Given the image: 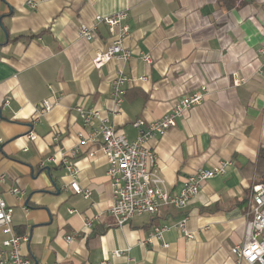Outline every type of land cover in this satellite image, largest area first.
Here are the masks:
<instances>
[{
	"label": "crops",
	"instance_id": "crops-1",
	"mask_svg": "<svg viewBox=\"0 0 264 264\" xmlns=\"http://www.w3.org/2000/svg\"><path fill=\"white\" fill-rule=\"evenodd\" d=\"M32 1L0 0V196L13 231L28 236L20 253L32 264H239L230 249L245 238L250 186L264 176L256 163L264 148V0ZM116 12L126 14L130 57L96 67L112 34L101 22L89 40L79 29ZM202 85V102L150 141L171 193L194 171L226 163L186 206L153 215L158 225L187 216L192 237L171 228L148 240L150 214L117 226L106 158L87 155L99 139L69 156L99 122L84 125L77 107L97 110L134 140L132 121L160 118ZM43 102L50 109L39 114ZM66 156L88 197L69 187Z\"/></svg>",
	"mask_w": 264,
	"mask_h": 264
},
{
	"label": "built area",
	"instance_id": "built-area-1",
	"mask_svg": "<svg viewBox=\"0 0 264 264\" xmlns=\"http://www.w3.org/2000/svg\"><path fill=\"white\" fill-rule=\"evenodd\" d=\"M27 3L30 6L37 4L32 0H27ZM125 15L124 12L111 15L98 14L92 26L82 25L80 27L79 35L87 40L93 37L96 25L100 22L105 24L112 34L113 38L110 43L103 50L96 52L93 58L96 67H100L111 58L127 60L130 57L131 52L122 44L128 33V26L122 23ZM144 59L150 61L148 56ZM123 79L120 75L112 82L116 106L122 100L120 84ZM205 92L206 87L202 85L199 90L181 96L169 111L156 120L145 121L138 118L132 121V126L138 132L134 140H129L122 130L108 124L106 118L101 117L97 110H84L77 107L84 125H92L96 119L99 122L88 136L80 134L79 143L69 156L74 157L80 146L92 144L99 139L97 146L92 145L87 149V155L90 157L96 152H101L106 158L105 173L109 179L113 197L109 213L113 216L117 226L124 225L135 216L154 215L165 207L183 208L199 192L203 182L225 172V162H218L206 169H198L185 177L178 193H171L158 172L156 154L150 145V141L156 140L166 129L174 126L177 118L183 116L188 108L200 104ZM49 109L50 104L43 102L38 113L42 114ZM61 162L71 178L69 187L72 191L88 197L90 190L82 189L75 179L78 172L75 163L67 156L62 158ZM4 179L5 176L0 174V186ZM249 214L243 242L233 246L230 251L239 264H264V181L250 186ZM11 216L12 208L0 196V228L7 234V237L0 241V264H32L30 258L23 256L19 249L20 244L28 240V236L19 235L13 231ZM186 222L187 216L184 215L175 222L155 225L148 240L161 239L162 233L171 228L178 230L186 237H192ZM72 238V235L65 236L68 241ZM120 253L119 250L112 252L115 256ZM101 263L108 264L109 262L108 259H104Z\"/></svg>",
	"mask_w": 264,
	"mask_h": 264
},
{
	"label": "trees",
	"instance_id": "trees-1",
	"mask_svg": "<svg viewBox=\"0 0 264 264\" xmlns=\"http://www.w3.org/2000/svg\"><path fill=\"white\" fill-rule=\"evenodd\" d=\"M256 163L257 164H260V163L264 164V148L259 149L258 154H257ZM262 181H264V176L261 177L260 179H258L257 182H255V183L262 182ZM157 219H158V217L152 215L151 223L153 226L158 225Z\"/></svg>",
	"mask_w": 264,
	"mask_h": 264
}]
</instances>
